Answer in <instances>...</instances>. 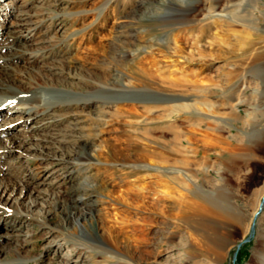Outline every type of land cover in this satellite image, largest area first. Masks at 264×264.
I'll return each instance as SVG.
<instances>
[{"label":"rangeland","instance_id":"374dc122","mask_svg":"<svg viewBox=\"0 0 264 264\" xmlns=\"http://www.w3.org/2000/svg\"><path fill=\"white\" fill-rule=\"evenodd\" d=\"M180 1L0 0V13L12 11L11 16L2 15L3 23L14 20L12 16L18 11H27L34 19L40 17L35 16L36 11L44 12L46 20L40 22L39 32L33 37L46 39L50 46L43 52L39 50L42 59L32 64H47L46 71H62L54 75L59 87L80 92L101 87L117 89L119 75L125 73L137 84L147 80L152 88L166 94L196 92L190 88L208 89L207 97L189 101L194 103L192 108L202 113L200 116H195L192 108L175 111L173 103L168 102L146 110L154 98L148 94H132L131 101H113L103 111L99 106L51 111L44 124L49 132L68 127L75 134L64 142L66 154L72 152L76 143L81 144L80 138H85L93 163L75 168L57 165L59 160L51 164L55 158L27 157L29 170L40 181L36 187L42 190L45 203H22L26 201V194L20 196L23 188L18 189V194L12 189L0 196V248L18 249L19 255L14 256L10 250L0 256V262L262 263L264 204L256 217L253 235L244 241L264 195V99L259 102L252 92L253 87L263 90L262 80L247 75L248 87L239 95L244 103L237 106L238 118L230 119L224 114V130H215L213 121L201 117L208 114L202 105L205 99L222 113L231 110L228 90L242 65L253 54H264V14L255 11L251 16L255 29L241 21L213 16L199 21L200 7L211 9L223 0ZM253 1L264 12V0ZM176 3L188 8L180 9ZM77 10L84 12L75 17L68 14ZM73 32L77 34L72 38ZM135 50L138 52L134 56L124 58ZM13 63L32 65L25 56ZM137 84L132 88L140 89ZM255 103L259 110L248 114ZM104 112L105 120L99 116ZM18 114L14 109L0 114V131L8 127L0 132V138L27 133L32 121L24 127L18 125L21 120L6 124L7 115ZM254 120L263 125L262 132L248 139L242 132L248 131ZM206 122L210 128H196L198 132L192 135L191 127ZM69 125L76 128L71 131ZM201 135L205 141L196 139ZM21 149H0V167H11L16 178L25 168L26 159L17 157L27 152ZM8 151L14 155L4 157ZM171 168L190 173L196 183L208 190L222 187L233 195L229 206L237 219L231 217L222 226L221 230H227L225 245L217 246L210 238L197 235L185 222L188 204L184 201L190 197L189 191L197 188L194 182L168 173ZM87 185L92 187L87 189ZM81 192L84 198L73 204L71 197ZM141 197H145V205ZM86 201L90 209L82 210L83 214L75 205Z\"/></svg>","mask_w":264,"mask_h":264},{"label":"bare ground","instance_id":"6f19581e","mask_svg":"<svg viewBox=\"0 0 264 264\" xmlns=\"http://www.w3.org/2000/svg\"><path fill=\"white\" fill-rule=\"evenodd\" d=\"M181 2L182 1H180V3ZM2 5L3 4L0 2V7ZM176 5H178L179 7H177L180 9L188 8L182 6V4L176 3ZM194 8H196V6H194ZM10 10L11 9H8V11L6 10L5 13H0V106H2L1 104H3L7 108V110H5L4 108L0 107V114H6L10 110L14 109L15 112L17 114L20 113V115L18 114V116L15 117H9L7 115V122L5 121L6 124L17 123L19 122V120H21L18 125L24 127V124L28 121L32 122L28 126V129H26L28 131L27 133H25V135L18 137L16 134H13L8 137L0 138V149L8 146H15L16 150L22 148L21 151H27L25 152V155L23 154L22 156V154H20L19 156H17L21 157L22 159H26L24 162L25 168H21V174L19 175V177L16 178V174H12L13 171L10 170L11 167L8 168L1 165L0 196L2 195V197H4L12 189L17 190L18 194L20 190L19 188H23V192L20 194V196L22 198V196L26 194L24 196V198H26V201L22 203H45L43 201L42 190L36 187V185L40 184V181H36L34 177L35 173L32 174L29 170L31 166H29L30 163L27 160L29 158L27 157H29L30 155H33L32 157L41 160H51L55 158V160H51V164H53L54 161L59 160L56 163L57 165L61 164L64 166H74L75 168L80 167L81 165L90 166L93 163L91 153L92 150L88 148L87 145L89 142L85 138H80L81 144L76 143L72 152H68V155L66 154L64 142L67 143V141L71 140L72 136H75L72 130H74V128L76 127L69 125L70 130L72 131L71 133L68 131V127H64L63 129H59L57 131L56 129H53V131L49 132V128H47L48 125L45 126L44 124L46 118L48 117L47 115L51 111L55 112L56 110H62L66 108L69 109L72 107H81L82 109L87 106L89 108L92 106H99L100 108H102L101 111H103L106 107L109 108V104L113 101L133 100L130 97V95L132 94H139L143 96L148 94L154 96V98L152 99L153 105H151V108L148 107V109L146 110H151L158 107L160 108V105H157L160 104V102L173 103L172 106L174 107L173 109H175V111L178 109L190 110L194 104L193 102H189L190 100L197 97H207V88H200L198 91L196 88H190L195 89L196 92L187 94L162 93L160 92V89L152 88L151 82L142 79L139 80L137 84L135 81H132L130 78H128L130 76H127L125 73H121L120 75L118 74L119 86L117 89L101 87L94 88L85 92H80L73 89L59 87L54 82L56 78L54 77V75L59 74L62 71H55L51 68L50 71H46L45 67H49V65L43 63L40 65L32 64H37L38 61L42 59L41 57H39V50L43 52L44 48L50 46V43L47 42L46 39L39 37L37 39L33 37L35 33L39 32L38 27L40 25V22L45 19V16L43 15L44 12H42V10L36 11L34 13L35 16L36 14H40V17L36 16L35 18L37 19H34L30 18L27 15L30 14L29 12L26 11L27 13H22L18 11L15 12V14L12 16L14 20L10 21L9 23H3L2 19H4V17L2 15L10 14L11 16L12 11L10 12ZM198 11L199 12H197V16L201 15V18H198L199 21L203 18L213 16L221 20L230 19L232 21H241L243 22L244 26H248L249 28L253 29H255V27L252 25L251 16H254L255 11L264 14V12L259 9L257 2L253 0H223V3H219L218 1L215 7L207 10L204 7H200ZM82 12H84V10H77L74 14L73 12L68 14L75 17L77 14H81ZM76 34L77 32L71 33V37L73 38ZM8 39L11 40V42L7 43ZM47 43H49V45ZM137 52L138 51L135 50L134 52L126 53L124 55V58H126L127 56H134V54ZM22 56L27 57L28 62L32 65L26 64L20 66L18 65V63H13L14 61L20 60ZM259 60H261L262 62L255 65V63H257V61ZM241 68L242 71H239V76L236 79L234 85L228 90L229 94L227 95V97L231 100V110L229 112H220L213 107L211 101L209 100L205 99L202 102V105L206 112H208V114H205L206 116H203L201 118L213 121L215 124V130L217 131H222L225 129L224 125L226 124V119L222 117L224 114L228 115L230 119L238 118L237 106L244 103V99H241L239 95L241 94V90L243 88L248 87L247 75L251 74L255 77H260L264 84V54H253L251 57H248L245 65H242ZM136 84L140 85V89L132 88V85ZM180 89L183 88L181 87ZM184 89L187 88L185 87ZM252 92L257 96V98H259V102L260 100L262 102V99H264V88L262 90L259 89V87H253ZM9 101H13V103H9ZM140 101L144 102V99H141ZM175 101H181L182 103H179L178 105L177 103H174ZM250 107H252V111H249L248 114L253 111H258L260 108L259 104L257 103L253 104V106ZM192 111L195 116H200L202 114L200 111L195 110V108H192ZM209 113L212 115H209ZM105 114V112L104 114L100 113L99 116L105 120ZM52 126L53 125H51L50 127ZM262 126L263 125H261L260 122L254 120L252 121L249 130L243 131L242 133L247 136L248 139L255 138L262 132ZM202 127L210 128V125L206 122L202 125L198 124L194 127H191L192 135L196 134V128ZM7 130L8 127L0 132H4ZM22 130L24 131V128H22ZM196 139L205 141L203 135L197 137ZM187 140L190 141V138H188ZM7 155L11 156L14 154L11 151H8L3 156L5 157ZM15 157L16 155L14 156V158ZM142 166L144 165H141V168ZM26 170L29 171L26 172ZM155 170L160 171V169L158 168H156ZM168 173L178 174L182 176L185 181L194 182L193 185L197 188L195 191H189L190 197L184 201V203L188 204V215L185 217V222L188 223L189 227L194 229L197 235H203L207 238H210L213 242H215L214 244L217 246L225 245L226 239L224 238V236L227 230H221L222 226L223 224H226L229 220H231V217L233 218V220L237 219L233 208L229 206V203L232 201L233 195L229 194V192L225 191L222 187H219L216 191L208 190L204 188L203 185L196 183L195 179L190 173L178 168H171ZM45 174L47 175V173ZM29 184L32 185L29 186ZM89 187H92V185H87V187L85 188L88 189ZM76 189L78 190L79 188ZM82 193L83 192H81V194L76 193L71 197V201L73 204L75 202L77 203L78 200L84 198V193L83 195ZM197 200H199L201 203ZM141 202L144 205L146 204L145 197H141ZM261 202L259 204L258 210L255 211L253 215V221L256 220L259 211L263 207L264 201L262 203ZM81 205L76 204L75 206L77 208H75H79V210L81 211L90 209L87 201L84 205ZM83 211L81 213H83ZM13 213L17 212L14 211ZM10 250L11 249L8 248L5 250L3 247H1L0 256L2 254L6 255V253H9ZM11 251L13 252L14 256H19L18 249H14ZM2 258L5 257L2 256ZM21 261L22 260L12 261L10 263L2 261L0 262V264H23V262H25L26 260L22 262ZM261 264H264V260H262Z\"/></svg>","mask_w":264,"mask_h":264},{"label":"water","instance_id":"95a60500","mask_svg":"<svg viewBox=\"0 0 264 264\" xmlns=\"http://www.w3.org/2000/svg\"><path fill=\"white\" fill-rule=\"evenodd\" d=\"M263 201H264V195H263V198H262V202H263ZM262 202H261V203H262ZM254 230H255V221H253V222L251 223L249 236H247V237L245 238L244 241L249 240V238L253 235Z\"/></svg>","mask_w":264,"mask_h":264},{"label":"snow or ice","instance_id":"6c2138e0","mask_svg":"<svg viewBox=\"0 0 264 264\" xmlns=\"http://www.w3.org/2000/svg\"><path fill=\"white\" fill-rule=\"evenodd\" d=\"M9 103H13V101H9Z\"/></svg>","mask_w":264,"mask_h":264}]
</instances>
